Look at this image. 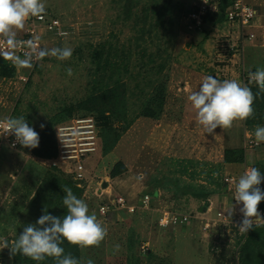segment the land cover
I'll return each mask as SVG.
<instances>
[{
	"label": "rangeland",
	"instance_id": "obj_1",
	"mask_svg": "<svg viewBox=\"0 0 264 264\" xmlns=\"http://www.w3.org/2000/svg\"><path fill=\"white\" fill-rule=\"evenodd\" d=\"M244 1L258 11L256 22L244 29L254 38L234 53L226 48L237 39L231 26L205 25L208 34L189 28L192 0H45L47 15L73 25V33L56 39L41 32L39 40L44 48L70 47L72 56L45 57L35 69L14 66L18 73L0 57V119L25 116L49 145L54 125L72 113L107 109L109 117L103 143L99 133L98 151L85 163V192L71 184L62 167L49 168L34 153L37 148L1 149L0 238L11 243L45 209L53 216L61 213L67 186L108 229L99 247L78 248L84 264L89 258L94 264H241L249 231L240 235L235 226L243 218L242 205L233 200L235 184L226 181L238 180L252 166L264 175V143H250L255 126H264V92L251 88L253 118L212 135L198 124L187 97L206 75L248 86L242 69L264 68V0ZM20 74L28 77L26 83L15 79ZM144 193L152 197L149 205L132 216L99 213L100 204L116 197L138 207ZM232 205L231 222L221 223L217 212L230 213ZM164 212L191 219L160 229ZM25 258V264H55L52 258ZM0 264L24 263L5 248Z\"/></svg>",
	"mask_w": 264,
	"mask_h": 264
},
{
	"label": "clouds",
	"instance_id": "obj_2",
	"mask_svg": "<svg viewBox=\"0 0 264 264\" xmlns=\"http://www.w3.org/2000/svg\"><path fill=\"white\" fill-rule=\"evenodd\" d=\"M45 15V0H0V45H4L0 49V57L11 61L20 69H31L45 57L59 61L70 59L73 52L70 47L41 48L38 40L18 39V33L25 30L29 19H43ZM59 35L67 37L69 34L61 32ZM66 74L71 77L73 70L67 68ZM249 80L260 92H264V68L249 72ZM187 99L195 110L198 124L209 135L214 134L217 128L230 129L236 122L254 117L255 95L250 87L236 79L221 81L212 75H206L198 90L191 92ZM40 127L43 129L44 124ZM8 136L15 137L10 148H15L16 144L26 149H36L39 146V133L23 115L0 119V137ZM254 137L257 146L264 143V126H255ZM142 175L140 174V178ZM262 182L264 175L254 166L248 167L234 181L233 200L236 205H242L240 212L243 218L236 225L241 234L246 235L254 227L264 226V213L258 210L259 204L264 201V190L260 188ZM63 192L62 203L66 214L62 218L51 215L45 209L35 224L23 226L20 235L11 243L6 238H0V250L7 248L10 258L20 254L36 262L52 258L55 264H84L71 253H66L62 245L67 242L80 249L99 247L105 240L108 229L94 213H90L85 200L77 198L71 188L65 186ZM234 207L232 205V210L228 213L229 220ZM119 248L118 244L114 246L115 251H119ZM86 264H94V261L89 258Z\"/></svg>",
	"mask_w": 264,
	"mask_h": 264
},
{
	"label": "built area",
	"instance_id": "obj_3",
	"mask_svg": "<svg viewBox=\"0 0 264 264\" xmlns=\"http://www.w3.org/2000/svg\"><path fill=\"white\" fill-rule=\"evenodd\" d=\"M220 0H192L190 12L187 16L189 28L196 33H203L205 30L206 18L217 15L219 13V3ZM224 11L225 20L223 22L224 26H231L237 30V39L229 48L234 53L238 51V47L243 46L245 41H249L254 38L253 33H245L244 29L251 27L257 19L258 11L255 7L248 4L244 0H233L229 3ZM28 27L23 31V35L18 39L21 40H38V44L41 48L42 46L39 40V34L44 32L56 39H65L73 33V25L66 26L61 20L55 17H50L47 15L43 19L31 18ZM61 32H66L69 35L67 37L59 35ZM228 36V35H227ZM233 42L234 40L231 39ZM226 42V41H225ZM4 45H0V49H3ZM27 50V49H25ZM227 50V49H226ZM227 52V51H226ZM23 55L22 53H18ZM234 57L233 55H231ZM44 60V59H43ZM38 61L34 64L33 68L42 63ZM8 63L14 67L11 61L7 60ZM15 68V67H14ZM16 73L17 69L15 68ZM20 83H26L28 77L26 75H16ZM248 82L249 76L247 77ZM99 127L94 116L90 114L85 115H73L68 120H64L57 124L54 128V140L56 147V157L46 160L49 164V168L58 169L62 167V171L66 176H68L78 188H87L88 176L85 163L87 159L97 153L99 145ZM15 140L14 136H8L7 138L0 137V151L3 147H7L12 150H18L21 148L19 144H16L15 148H10ZM250 143L257 146L255 141H250ZM65 169V170H64ZM227 184H233L234 178L226 181ZM86 184V186H85ZM151 196L144 193L139 198V206L136 207L129 203L124 197L113 198L107 204L99 205V213L101 216L106 215L109 211H123L127 214H134L137 212L138 208L145 209L151 201ZM218 213V219L221 223L231 222L228 217V213L225 210H220ZM241 218V217H239ZM190 216L179 215L174 212H164L157 222V226L160 229H168L169 227H177L182 225H187L190 222ZM238 223H236L237 225ZM235 225V226H236ZM209 223H205L203 226V231L207 233L209 230ZM240 235H243L239 232ZM146 245L141 246L143 252L146 251Z\"/></svg>",
	"mask_w": 264,
	"mask_h": 264
},
{
	"label": "trees",
	"instance_id": "obj_4",
	"mask_svg": "<svg viewBox=\"0 0 264 264\" xmlns=\"http://www.w3.org/2000/svg\"><path fill=\"white\" fill-rule=\"evenodd\" d=\"M232 1L233 0H220V2L218 3L219 4V13L217 15L207 17L206 18V24L207 25L210 24L212 26H218V25L223 24V22L225 20L224 11H225L226 7L228 5H230L229 3H231ZM206 33H207V31L204 30L203 34H206ZM202 37H206V36L203 35ZM3 61H5V63H7V65L9 67H11L15 70V68L8 63L7 59L3 58ZM36 67H38V65H36L34 67V69ZM249 72H254V71L253 70L248 71V70L242 69V74L245 77L249 76ZM248 87H250L252 89L257 88V86L252 82H248ZM164 107H165V105H164ZM103 109H105V108L103 107ZM163 109H161L158 118L162 117L163 112H164ZM109 111H111V109ZM83 112H85V113H79L78 115L90 114V115L94 116V118L96 119L99 130H100V138H101V141L103 143V135H104L105 128L107 126L106 125L107 121H108L107 117H109V116L105 115V113L108 112L107 109H105V113H104V111H98L97 113L92 112V111H83ZM73 115H75V114L72 113L71 115H69L66 118H64L63 120H61L60 122L71 118ZM111 119L112 118L110 117V120ZM60 122H58L57 124H59ZM57 124H55L54 127L52 128L51 136L49 138V145L43 144V140H42V138H40L39 146L37 147V150L34 151V153L37 156L44 157L43 159H46V160H49V159L56 157L57 153H56L55 140H54V128ZM225 155H226V159H228L227 152L225 153ZM71 184L74 187H76L73 181H71ZM86 184H85V186H86ZM76 188H78V187H76ZM78 189L82 190V191L84 190V192L86 191L85 190L86 188H83V189L78 188ZM152 196H154V195H152ZM258 209H260L264 213V201H261V203L258 206ZM60 212L61 213H59L56 216H58V217L62 216L63 217L64 214H66V209L60 210ZM114 212L117 213L116 216L117 215L121 216V217L129 216V214H127L126 212H123V211H114ZM114 212L109 211L107 214L109 215L110 213H114ZM132 215L133 214H130V216H132ZM64 246L67 247V248H65V250L68 251L67 253H71L74 257L79 259L78 258L79 252H78L77 247L70 246L67 244V242L64 243ZM241 250H242L241 251V264H264V226L254 227L252 230H249L248 240L243 245ZM14 261H16V262L18 261V262H21L24 264H25V262H28L26 260L25 256L20 255V254H17L16 256H14Z\"/></svg>",
	"mask_w": 264,
	"mask_h": 264
},
{
	"label": "water",
	"instance_id": "obj_5",
	"mask_svg": "<svg viewBox=\"0 0 264 264\" xmlns=\"http://www.w3.org/2000/svg\"><path fill=\"white\" fill-rule=\"evenodd\" d=\"M104 186H105V184H104Z\"/></svg>",
	"mask_w": 264,
	"mask_h": 264
}]
</instances>
